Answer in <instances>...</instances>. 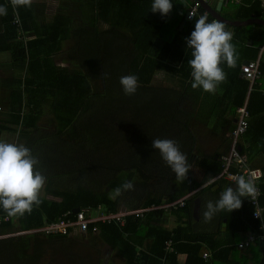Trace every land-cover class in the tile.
Instances as JSON below:
<instances>
[{
	"label": "trees",
	"instance_id": "16d2710c",
	"mask_svg": "<svg viewBox=\"0 0 264 264\" xmlns=\"http://www.w3.org/2000/svg\"><path fill=\"white\" fill-rule=\"evenodd\" d=\"M74 1L85 5L82 8L84 27L79 32L82 37L74 40L75 46L71 53L60 58L62 43L65 41L61 36L70 34L72 29L69 22L64 24L56 20L43 25L41 29L35 24L31 6L14 7L11 0H0V6L7 9L6 15H0V54L10 55L8 67L18 74L9 99L4 98V91L0 92V140L5 132L17 133L18 144H23L24 139L36 140L24 144L33 155L40 146L42 150L48 149L49 152L50 140L45 139L48 135L52 136L54 144L57 143L54 141L56 135L62 138L69 136L66 144L70 148L67 150L69 153L72 151L71 145L81 143L82 146L77 155L68 154L64 157L62 152L56 153L54 160L57 164H73L64 172L51 166L54 164L53 158H42L44 168L37 165L38 170L46 177L40 197L42 202L39 207L34 206L30 214L8 217L0 208V264H65L62 260L54 259L55 255H60L58 247L68 249L62 257L71 264L93 260L95 258L92 255L81 254L83 245L78 244V241H66L69 239L66 235L34 231L57 223L67 212H71L70 218L75 219L77 213L74 214L73 210L76 208H80V211L89 208L97 211L101 207L103 214L112 215L121 210L148 209L171 204L183 196L179 193L181 182L176 180L175 174L166 164L161 165L165 169L161 167L159 170L155 169L154 164H117L121 152L113 149L119 144L115 134L120 130L124 137L133 135V141L128 140L127 143H132L134 158H138L140 154L135 153L137 142L140 148L146 146L148 139L145 136L152 135L155 138L151 132L155 129L159 139L175 140L180 150L182 149L180 141L184 130L188 128L187 119H182L188 110L180 104L183 94H179L175 86L157 87L154 80L158 74L164 73L171 80L185 83L192 81L188 64V60L192 59V49L187 47L186 38L190 37L200 16L207 15L208 22L215 19L201 5L198 14L182 28L187 14L198 0H171L173 8L167 16L151 11L153 0ZM242 3L244 5L228 3L226 7L236 6L238 12H246L247 18H250L252 15L248 13V7L260 6L258 1L253 3L252 0H243ZM255 14L259 16L260 11ZM79 30L80 28L75 31ZM263 41L264 38L262 43ZM56 59L61 60L59 64H55ZM260 73L262 77L252 88L250 82L246 80L245 84L240 80L245 92L244 89H234V92L239 93L240 99H233L232 110L237 114V109L245 102V93L249 88L244 104L249 112V126L241 140V153L247 156V167L259 169L263 173L259 204L264 208V164L260 167L261 164L254 163L257 157H264V60L260 64ZM132 74L138 77L139 87L134 95L128 96L122 90L120 78ZM200 93L209 99L210 93ZM142 96L149 98L147 112L145 108L139 107L124 114L125 117L120 114L118 104H134ZM102 98H105V106H101ZM109 105L112 106L108 107ZM46 113H49L51 119H48L49 116L43 119ZM102 115H105L106 122L99 118ZM45 122L47 124L44 127ZM49 128L54 132L46 135L42 130ZM38 130L42 133L33 137L32 133ZM89 144H95L90 149L94 153L102 152L101 157L89 152L90 149L86 147ZM87 153L91 157L86 164ZM131 155L132 153L130 158ZM92 156L94 161L102 156H105L106 162L113 161L109 164H94ZM212 157L209 160L211 164L191 165L203 168L205 181L212 179L207 184L220 186L218 194L216 192L213 195L217 200L226 188L235 189L236 183L216 179L224 164L219 155ZM187 158L188 161L191 160L188 155ZM192 167L185 180L188 185L191 183L188 193L199 186L189 175ZM168 177V191L160 194L158 184V188L149 191L152 181H163ZM102 180L112 191L101 189ZM127 180L134 184V189L141 186L147 191H144L142 199H137L133 190L128 191L121 205V196H115L114 189ZM209 185L203 189L208 194ZM169 193L172 196L166 199L165 196ZM49 196L61 200L51 199ZM194 198L195 195L188 197L184 206H171L166 211L154 210L144 213L142 217L128 216L120 222L112 220L91 224L88 234L93 236L94 226L99 227V234L94 236L113 249H122L126 264L238 263L246 239L251 240L255 256L259 257V262L256 261L255 264H264V211L261 217L255 218L256 207L249 197L242 198L240 209L231 213L222 211L219 221L220 224H225L226 232H229L231 238L227 244V241L222 243L208 231L196 230ZM166 216L175 217L176 226L170 227L171 229L164 226L160 218ZM13 234L17 236L4 238ZM147 240L151 241V245L144 250ZM206 253L207 256H204ZM180 255L186 256L185 262L180 261Z\"/></svg>",
	"mask_w": 264,
	"mask_h": 264
},
{
	"label": "crops",
	"instance_id": "0c3cea01",
	"mask_svg": "<svg viewBox=\"0 0 264 264\" xmlns=\"http://www.w3.org/2000/svg\"><path fill=\"white\" fill-rule=\"evenodd\" d=\"M204 1L208 4L210 8L216 9L220 0H215L216 4L214 6L210 5L208 0H204ZM257 1L259 2L258 4L260 5L258 8L251 7V5L249 7L245 6V7H248L249 9L248 13L252 15V17L250 18H247L245 14L246 12L241 13L237 11L234 14H231V13L223 14L222 13L224 7L228 6L229 4L244 5V3H236V2H233V0H230V3L227 5L226 4L223 5L222 3L219 13L224 19H226L229 22L245 23L247 21L254 20V19L264 22V1L263 0L262 1L252 0L253 3H256ZM84 7L85 5H83L81 2L76 3L74 0H32L31 9L34 14L33 16L36 22L35 24L41 29L43 28V25H48L49 23H53L56 20H60V22L64 24L69 22L71 25L72 29L70 30V34L67 33L66 36L62 34L61 36L62 38H65L64 39L65 41L62 43V50L60 51L61 53L59 54L60 58L64 57L68 53H71V51H73L74 46H75L74 40L81 39L82 37V34L79 32L84 27L83 25L85 21H84V16L82 15V8ZM258 11H260V14L259 16H256L255 13H257ZM187 21H190V20L187 19L182 24V28L185 26ZM224 25H225L226 30L233 34L232 43L236 47L238 57L236 61V66L234 68H228L226 64H223V67L221 66L227 75V79L225 82H223L217 87L215 94L210 93L209 99L204 98V94L200 93V91L203 92V90L193 89L191 87L192 81L190 80L187 83L179 81V80H174L173 82L168 81L167 85L165 86L162 85V87L171 88L175 86L176 88H178L179 94H183V96L180 97L181 98L180 104L188 108L187 115L185 117L183 116L182 118V119H187L188 128L184 130V135H182L183 137L181 138L180 143L182 145L181 151L184 154H186V156L188 155L189 157H191L190 158L191 160L189 161L190 164H203V165L211 164L209 160L213 158L212 156H215V155L220 156L228 151L230 142H231V131L233 130L232 128H235L236 122H237L236 120L237 114L235 110H232L233 105H234L233 99L236 97L238 100L240 99L239 93H236L237 91L234 92V89L243 90L244 88L242 84L245 83L246 81L242 74L241 68L242 66L247 65L250 62L257 61V60H260V64H261V61L264 60V51H262V48L264 47V41L262 43V40L264 38V25L263 24L251 23V24H242V25H231V24H224ZM1 28H2V21L0 20V30ZM79 28H80L79 31H75L76 29H79ZM255 51H258L257 54H255ZM2 58H7L8 60L7 62H3V63L2 61H0V92L4 91L6 93V96L4 98L9 99L10 91L13 90L14 84L12 83V80L3 79L1 72L3 69H6V68L9 69L8 64H9L10 55H8V57H2ZM57 59H58V56H57ZM57 59L55 60V64H59L61 61ZM6 63H8L7 66H6ZM64 64L68 65L67 62H64ZM9 70L11 74L14 73V71H11L12 69H9ZM240 80H242L243 82L242 84L240 83ZM13 82L15 83L16 80H14ZM154 85L156 86L155 82H154ZM157 87H161V86H157ZM243 91L245 92V89ZM249 91L250 90L248 88V91H246L245 93L246 99H245L244 104L246 103V100L248 98ZM192 105H194V108H190V106ZM41 133L42 131L38 130L32 133V135L34 137L37 134H41ZM7 134L16 135L17 133L5 132L2 136V140L5 142L7 139H4V137ZM31 140L32 139L30 140L24 139L22 141L23 145L24 144L26 145L27 142L36 141V140H33V141ZM14 143L18 144V136ZM247 148H249L248 144H247ZM37 150L38 152L40 150L42 151L41 146ZM216 158L218 157L216 156ZM38 160H39V164H44V161L40 157V154H39ZM254 163L261 164L260 167H262V165L264 164V157L262 156L257 157ZM194 170L195 172L201 173V174H196V173L194 174V172H190L189 175L192 179L195 180L196 183L199 184V186L195 189H192L190 193H188L189 189L191 188L190 186L191 183L189 185L185 183L183 188L181 187L179 189V193H182L183 195L181 199L195 192L194 203H196L198 200L200 201L199 210L196 204V206L194 207V213H193L194 222H195L194 225H195L196 230L197 231L199 230L208 231L210 232V234L215 236V238L220 239L222 243H225L227 241V244H228L229 240L231 239L229 232H226L227 229L225 228V224L224 223L220 224L221 221H219L222 215V211L219 212L211 220L212 221L211 226L204 224V218H203V213L206 210L207 202L216 201L213 195L216 192L218 194V192L220 191V186L217 184H214L211 186L207 184L212 179L205 181L206 176H205V172L202 167L195 166ZM204 185L210 186L208 187L210 194L205 193L206 190H203L205 188ZM155 188H158V186H156ZM159 191H160V194H162V191H168V190L167 188H164L163 190L161 189L158 190V192ZM171 196H172L171 193H169L168 196H165V197L166 199H168ZM200 212L201 214H199ZM171 218L173 219V217ZM161 219H163L162 222H167V220L170 218H168L167 216V218L164 217ZM168 222H171V224L166 225V223H164V226H166L169 229H171L170 227H174L177 224V223L174 224L172 221H169V220ZM69 240H74V239H68L66 241H69ZM84 244L83 246L86 245ZM150 245H151V241L147 240L143 246V249L144 250L149 249ZM93 249L94 250L92 251V253L97 252L96 255H98V261L97 260L95 261V259L93 260L88 259L87 261L78 262L75 264H126V259H125L123 250L119 248H115V249L111 248L108 244L103 243L100 240V238L97 239V244L95 245V247H93ZM241 249H243L241 250V252L243 253L242 255L239 256V262L235 263L233 261L232 264H255L256 261L259 262V257L255 256V249L252 245L245 246L244 248H241ZM208 253L209 255H211V252H208ZM205 255H207V253L204 254V256ZM226 257L224 259L225 261H226ZM179 259L183 263L185 262L186 256L180 255ZM64 263L71 264L66 259L64 260ZM217 264H222V262L218 261ZM224 264H230V263L226 262Z\"/></svg>",
	"mask_w": 264,
	"mask_h": 264
},
{
	"label": "clouds",
	"instance_id": "9594fccd",
	"mask_svg": "<svg viewBox=\"0 0 264 264\" xmlns=\"http://www.w3.org/2000/svg\"><path fill=\"white\" fill-rule=\"evenodd\" d=\"M11 4L14 7L31 6L32 0H11ZM172 8L171 0H153L151 5V11L159 12L162 16H167ZM6 14L7 9L0 6V15ZM232 39L233 34L216 19L208 22V16L202 15L195 22L194 30L190 37L186 38L187 47L192 49V59L188 60V64L193 78V89L215 94L217 87L226 81L227 75L221 65L226 64L228 68H234L238 57ZM120 84L125 95H134L139 87L138 77L134 74L122 76ZM243 106L237 109V121L238 110ZM235 128L231 131V136ZM243 135L238 147L241 148L240 152ZM231 143L232 138L230 146ZM151 147L159 151L163 162L175 174L177 181L182 183L187 179L192 165L175 140L153 139ZM38 164L39 160L23 144L0 140V208L8 217H23L26 213L30 214L34 206L39 207L41 204L40 197L46 177L38 170ZM235 183V189L228 187L220 194L218 200L207 202L203 213L205 222H210L221 211L231 213L240 209L244 198L254 196L255 186L244 176L238 177ZM134 187L131 181H126L114 189L115 196L119 197L125 191H132ZM191 194L190 198L195 192Z\"/></svg>",
	"mask_w": 264,
	"mask_h": 264
},
{
	"label": "rangeland",
	"instance_id": "374dc122",
	"mask_svg": "<svg viewBox=\"0 0 264 264\" xmlns=\"http://www.w3.org/2000/svg\"><path fill=\"white\" fill-rule=\"evenodd\" d=\"M209 1V3H210V5H212V6H214L215 4H216V1L215 0H208ZM237 12V7H234V6H232V7H224V9H223V12L222 13H231V14H234V13H236ZM8 53H3V54H0V61H2V63L3 62H7V58H2V57H8ZM6 64H8V63H6ZM65 66V65H64ZM67 66H69V65H67ZM70 67V66H69ZM1 75H2V77H3V79H5V80H12V83L14 84V86H15V83L13 82L14 80H16V78L18 77V74H16L15 72L13 73V74H11V72H10V70L9 69H3L2 70V72H1ZM7 75H8V77H7ZM169 80H171L170 78H168V76L166 75V74H164V73H160V74H158L156 77H155V80H154V82H155V84H156V86H165V85H167V82L169 81ZM172 82L174 81V80H171ZM104 99L105 98H102V101H101V106L102 105H104L105 106V102H104ZM2 102H5V99H2ZM148 103H149V98H148V96L146 97V96H142V97H140L139 99H138V101L136 100L135 101V103L134 104H127V103H122V104H118L117 105V107L119 108V110H120V114H122V116H124V114H128L129 112H132L133 110L135 111V110H137L139 107H140V109H142V108H145V111L147 112V110H146V107H148L147 105H148ZM195 105V104H194ZM194 105H192V106H190V108H194ZM110 106H112V105H109L108 107H110ZM113 106H115V105H113ZM47 115V116H46ZM49 116V113H46L45 114V116L43 117V119H45L46 117H48ZM125 117V116H124ZM100 119H103L104 120V122H106V119H105V115H102V116H100L99 117ZM47 119V118H46ZM48 119H51V117L49 116L48 117ZM131 119H132V117H131ZM44 124V127L46 126L45 124H47V122H45V123H43ZM169 124V123H168ZM104 125H107L106 123H104ZM170 126H172V127H174L173 125H171V124H169ZM168 128H171V127H169V126H167ZM172 129V128H171ZM46 130V129H45ZM156 130V129H155ZM154 130V131H155ZM175 130V129H174ZM44 133H46V135H48V134H50L51 132H54L53 131V129H51V128H49V129H47L46 131H44V130H42ZM154 131H151V132H153V135L154 136H156L155 138L152 136V135H146L145 137H146V139H148V143H146V146H143V148H140L139 147V142H137V139H135L134 138V141H136L137 142V146H136V148H137V151L135 152V153H137V152H140V154H139V156H138V158H134L133 157V153H134V150H133V148H132V143L130 144V143H127V141L128 140H130V141H133V135L132 136H130V134H128V135H126V136H128V137H124L123 136V132L122 131H118V132H116V136H115V138H117L118 140H119V144H116L117 146H115V148H113L114 150L116 149V152H121L120 153V159L116 162L117 164H154L155 166H156V170H159L162 166L161 165H163V164H165L164 162H163V160L161 159V156H160V154H159V151L158 150H155V149H153L152 147H151V141L153 140V139H157V138H159V135H158V133L157 132H154ZM72 135V134H71ZM17 136H18V134H16V135H11V134H7L5 137H4V139H7L6 140V142H11V143H14L15 141H16V139H17ZM52 136L51 135H48V136H45V139L46 140H50L49 141V152H47L48 151V149H43L42 151L40 150L39 151V154H40V157L41 158H45V156H47V157H51V158H53V160L55 159V155H56V153H58V152H62L63 154H65L64 155V157L65 156H67L68 154H71V155H77L78 153H79V149L80 148H82V146H81V143H80V145H71L70 147H71V150L73 151H71V153H69V152H67V150H70V148L66 145L67 143H68V141H69V139H70V137L68 136V138H62V137H59L58 135H56L55 137H54V141H56L57 143L56 144H54V142H53V138H51ZM121 140H124L121 144H120V141ZM150 142V143H149ZM188 143V142H187ZM52 144H54V145H52ZM92 145H95V144H92ZM91 144H89V145H85L86 147H87V149L89 148L90 149V147L92 146ZM88 149V150H89ZM93 150H95V149H93ZM67 152V153H66ZM78 152V153H77ZM89 152H91V153H94L91 149L89 150ZM130 153H132V155H131V158H130ZM39 154L38 153H35L33 156H35L37 159H39ZM88 155H87V157H86V160H87V162H86V164L87 163H89V159H90V157H91V155H90V153H87ZM94 154H98V153H94ZM101 155H102V152L101 153H99L97 156L98 157H101ZM104 155V154H103ZM79 157V156H78ZM92 160H93V163L95 164H99V163H102V164H109V163H111L112 161H110V162H106V158H105V156L103 157L102 156V158H95V161H94V157L92 156ZM60 161H58V163H59ZM52 163H54V164H51V166H53V167H55V168H57L58 170H62L63 172L64 171H67V170H69L71 167H72V165L73 164H57V162H55V160L54 161H52ZM83 163V162H82ZM84 164H85V162H84ZM41 165V168H44V164H40ZM80 167V166H79ZM50 168V167H49ZM164 167H162V169H163ZM165 169V168H164ZM195 165L192 167V169H191V172H194V174L196 173V174H201V173H197V172H195ZM165 176H167L166 174H164ZM141 179V178H140ZM169 179V177L166 179V180H163V181H159V180H155V181H152L150 184V187H149V191H151V189H154L155 187H156V185L158 184L159 185V187H160V189L161 190H163L165 187L168 189L169 187H170V181L168 180ZM127 181H129V180H127ZM100 184L102 185L101 186V189H104L105 191H108V192H110V191H112L111 189H109L108 188V186L106 185L107 183L104 181V180H102L101 182H100ZM184 184H185V181L184 182H182V183H180V185H181V187L183 188V186H184ZM147 187V186H146ZM139 189V190H138ZM138 189H134L133 190V192H134V196L137 198V199H142L143 198V193H144V191H147V189H145V188H141V186H139V188ZM128 191H125L122 195H121V197H120V203H121V205H122V203L124 202V197H125V195H126V193H127ZM43 193V190H42V192H41V194ZM115 194V193H114ZM49 198H51V199H57V200H61V198H55V197H53V196H49ZM184 198V197H183ZM183 198L181 199H179V200H176L175 202H173V203H171V204H165V205H163V206H154L153 207V209L154 210H164V211H166L167 210V207H171V206H173V205H175V204H177V202L178 201H180V200H183ZM196 204H197V207H198V210H199V207H200V201L198 200L196 203H195V206H196ZM196 212V211H195ZM165 213H167V212H165ZM199 214H201V212L199 213ZM166 215V214H165ZM171 217H173V216H168V218H170V219H168L169 221H172L174 224L176 223V220H175V217H173V219L171 218ZM166 218H167V216H166ZM160 220H161V222L163 221V219H161L160 218ZM168 220H167V222H162V224H164V223H166V225H170L171 224V222H168ZM166 221V220H165ZM204 224H206V225H212V221H210V222H205L204 221ZM12 238V237H11ZM97 239H99V237L97 238ZM63 245V244H62ZM57 250H58V252L60 253V255H55L54 256V259H56V260H62V261H64L66 258H63L64 256V254L65 253H67L68 252V249L67 248H60V247H58L57 248ZM81 252V251H80ZM96 253L97 252H93L92 253V257L93 258H95V261L97 260L98 261V255H96ZM81 254H82V252H81ZM63 256V257H62ZM66 260H68V259H66ZM69 261V260H68ZM83 262V261H82ZM69 263H70V261H69Z\"/></svg>",
	"mask_w": 264,
	"mask_h": 264
},
{
	"label": "built area",
	"instance_id": "2783aa9c",
	"mask_svg": "<svg viewBox=\"0 0 264 264\" xmlns=\"http://www.w3.org/2000/svg\"><path fill=\"white\" fill-rule=\"evenodd\" d=\"M243 0H233L236 3H242ZM262 1V0H261ZM264 1V0H263ZM223 5L230 3V0H223ZM201 8V3L197 2L195 6L190 10L187 14V19L192 20L199 12ZM191 17V18H190ZM264 51V47L262 48ZM242 74L248 82H250V87L252 88L256 81L260 78V60L253 61L248 63L247 65L242 66ZM249 112L247 109V105H244L242 108L238 110V121L235 130L232 133V143L229 151L221 156L222 164H224V168L222 172L216 177V179H226L230 182L235 183L237 178L240 176H244L247 180L251 181L255 186V194L254 196H250L249 200L253 206L256 207V212L254 214L255 218H259L264 211V208L260 206L259 199L262 195L260 189V183L263 177V173L259 169L247 167L246 164H249L247 161V157L242 155L239 150V143L241 136L247 131L249 126ZM192 194L183 198L177 202V204L173 206H184L186 198L190 197ZM168 208V207H167ZM155 209V208H154ZM153 207L148 209H135L131 211L121 210L117 214L105 215L101 207L98 208L97 211L92 209H86L84 211H80L76 214L75 219H71V212H67L63 215V217L52 225H48L45 228H40L39 230L34 231L42 232L45 234H61L69 236L73 233H82L86 234L89 232L91 228V224H97L99 222H110L112 220L122 221L124 218L128 216H136L142 217L144 213L154 211ZM96 212V213H95ZM94 235L99 234V227L94 226L93 228ZM16 234L4 236L5 237H14ZM3 238V237H2ZM251 240H246L244 242V246H250ZM242 246V245H241ZM207 256V255H205Z\"/></svg>",
	"mask_w": 264,
	"mask_h": 264
},
{
	"label": "flooded vegetation",
	"instance_id": "af4514ba",
	"mask_svg": "<svg viewBox=\"0 0 264 264\" xmlns=\"http://www.w3.org/2000/svg\"><path fill=\"white\" fill-rule=\"evenodd\" d=\"M69 239H74L76 242L78 241V244H84L85 246L81 247L82 255L84 256H90L92 255V251L94 250L93 247L97 244V236H90L88 233L82 234V233H73L68 236Z\"/></svg>",
	"mask_w": 264,
	"mask_h": 264
},
{
	"label": "water",
	"instance_id": "95a60500",
	"mask_svg": "<svg viewBox=\"0 0 264 264\" xmlns=\"http://www.w3.org/2000/svg\"><path fill=\"white\" fill-rule=\"evenodd\" d=\"M198 2L201 3L202 5V8L207 11L209 14H211V16H213V18H215L216 20L224 23V24H231V25H242V24H251V23H260V24H263L264 25V22L260 21V20H257V19H254V20H250V21H247L245 23H234V22H229L227 21L226 19H224L219 11H220V8L222 6V2L223 0H220L219 1V4L217 6L216 9H212L208 6V4L204 1V0H198ZM241 150V148H239ZM80 211V208H76L73 210V213L76 214Z\"/></svg>",
	"mask_w": 264,
	"mask_h": 264
}]
</instances>
